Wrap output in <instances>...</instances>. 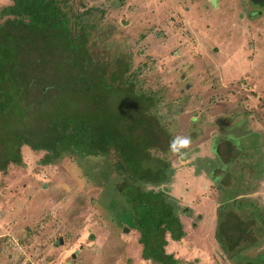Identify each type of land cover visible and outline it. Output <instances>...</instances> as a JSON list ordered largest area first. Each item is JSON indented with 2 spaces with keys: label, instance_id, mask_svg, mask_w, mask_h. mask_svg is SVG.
Instances as JSON below:
<instances>
[{
  "label": "rangeland",
  "instance_id": "obj_1",
  "mask_svg": "<svg viewBox=\"0 0 264 264\" xmlns=\"http://www.w3.org/2000/svg\"><path fill=\"white\" fill-rule=\"evenodd\" d=\"M85 1L105 11L100 20L92 17L95 58L112 70L129 62L142 88L161 98L158 110L175 138L167 154L175 172L203 150L197 165L174 173L168 185L183 197L186 236L170 240L167 251L179 264H233L216 235L218 208L229 193L220 195L213 181L231 169L225 179L237 186L241 163L252 165L237 198L264 210V7L250 17L242 0ZM10 2L0 0V7ZM179 100L187 104L178 114ZM182 148L186 159L178 155ZM224 148L234 152L229 160ZM21 155L23 163L0 171V264H152L142 258L133 213L115 189L114 153L52 164L28 146ZM228 205L236 211L233 201ZM243 227L248 232L233 228L228 237L259 241L253 220ZM255 246L243 255L264 260V245Z\"/></svg>",
  "mask_w": 264,
  "mask_h": 264
},
{
  "label": "trees",
  "instance_id": "obj_2",
  "mask_svg": "<svg viewBox=\"0 0 264 264\" xmlns=\"http://www.w3.org/2000/svg\"><path fill=\"white\" fill-rule=\"evenodd\" d=\"M86 2L11 0L0 7V138L5 137L0 139V171L23 163L24 146L44 151L43 164L66 156L114 153L115 189L133 213L142 258L152 264H179L167 251L169 241H181L186 231L182 205L168 186L175 167L167 154L175 138L158 110L161 98L142 88L129 62L112 70L110 62L95 58L90 44L98 21L92 17L100 20L105 11ZM178 103L179 114L187 103ZM241 164L244 176L238 177L237 186L225 179L231 169L221 171L219 183L221 177H214H219L213 182L220 195L229 193L218 208L216 235L233 264H264L261 254L243 255L264 245V210L247 197L237 198L248 184L245 171L253 167ZM249 219L261 232L259 241H246L242 234L232 241L227 233L233 228L248 232L242 226Z\"/></svg>",
  "mask_w": 264,
  "mask_h": 264
},
{
  "label": "crops",
  "instance_id": "obj_3",
  "mask_svg": "<svg viewBox=\"0 0 264 264\" xmlns=\"http://www.w3.org/2000/svg\"><path fill=\"white\" fill-rule=\"evenodd\" d=\"M256 135H257V133L256 132H254ZM193 139H196L195 138V136L193 137ZM231 147H233V148H235V146H231ZM254 148H256V150H258L259 152H261V146L259 145V147H257V146H255ZM182 152H179L178 153V155H182V159H186L183 155L185 154H182L183 153V150L182 149H180ZM198 151H199V149H198ZM202 152H203V150L202 151H200V153L199 154H197V156H196V158H194L195 160H198V156L201 154L202 155ZM224 153V154H223ZM226 154H228L229 156L232 154V155H234V152L233 151H228L226 148H224V151L222 150V156H224V155H226ZM259 154V153H258ZM191 160V162L189 163V165H185V166H181V164H179L178 163V169L176 170V172H179V170H182L183 168H186L188 171L191 169V168H193V166H191L190 164L193 162H195V160ZM175 172V173H176ZM180 174V173H179ZM200 175H203V173H200ZM172 184V183H171ZM210 183H208V185H209ZM211 188V187H210ZM171 189V188H170ZM212 193H209L206 197L208 198L210 195H211ZM178 200L179 199H181V200H183V197H182V195H179V193H178ZM194 198H197V196L195 195L194 196ZM193 198V199H194ZM187 199H189V198H187ZM186 199V200H187Z\"/></svg>",
  "mask_w": 264,
  "mask_h": 264
},
{
  "label": "flooded vegetation",
  "instance_id": "obj_4",
  "mask_svg": "<svg viewBox=\"0 0 264 264\" xmlns=\"http://www.w3.org/2000/svg\"><path fill=\"white\" fill-rule=\"evenodd\" d=\"M242 4H247L249 6V9L251 10L250 17H254V15H256V12L253 10H261L264 7V3L263 5L253 4L250 0H242Z\"/></svg>",
  "mask_w": 264,
  "mask_h": 264
},
{
  "label": "water",
  "instance_id": "obj_5",
  "mask_svg": "<svg viewBox=\"0 0 264 264\" xmlns=\"http://www.w3.org/2000/svg\"><path fill=\"white\" fill-rule=\"evenodd\" d=\"M253 4H260L263 5L264 0H250Z\"/></svg>",
  "mask_w": 264,
  "mask_h": 264
}]
</instances>
